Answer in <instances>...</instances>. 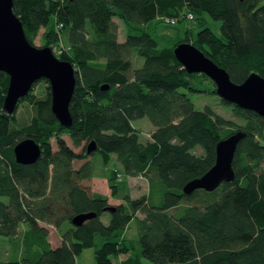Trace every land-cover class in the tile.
<instances>
[{
  "label": "trees",
  "instance_id": "trees-1",
  "mask_svg": "<svg viewBox=\"0 0 264 264\" xmlns=\"http://www.w3.org/2000/svg\"><path fill=\"white\" fill-rule=\"evenodd\" d=\"M13 11L32 45L43 29V48L55 56L64 42L56 57L74 66L77 83L73 124L66 128L52 112L47 80L39 81L47 84L42 97L33 89L20 101L31 108L27 121L16 116L20 106L5 114L10 78L0 72V237L14 247L0 264H82L80 256L90 249L94 264H264V118L223 101L242 124L209 106L197 110L186 92L217 96L216 87L203 74H188L174 54L191 43L236 84L253 73L264 78V0H13ZM204 15L220 22V36ZM115 19L123 25V42ZM185 21L201 25L196 38L191 30L182 40L161 35L160 28ZM145 118L154 130L142 142L134 122ZM238 131L246 137L235 155V180L213 192L184 194L215 165L218 143ZM25 139L42 150L32 165L15 160L14 148ZM91 142L97 150L88 154ZM76 162L84 163L76 168ZM122 174L145 177L148 193L122 196ZM98 177L122 202L114 212L107 210L109 197L83 186ZM89 213L96 217L73 225ZM42 224L58 230V247ZM132 224L136 240L126 236ZM21 225L26 230L20 234Z\"/></svg>",
  "mask_w": 264,
  "mask_h": 264
},
{
  "label": "water",
  "instance_id": "water-1",
  "mask_svg": "<svg viewBox=\"0 0 264 264\" xmlns=\"http://www.w3.org/2000/svg\"><path fill=\"white\" fill-rule=\"evenodd\" d=\"M174 54L188 74H203L209 78L223 102L264 118V78L261 75L253 73L243 84H236L227 70L191 43L180 44ZM76 71L71 63L58 59L50 48L32 45L21 20L13 11V0H0V72L10 78L3 105L5 114L13 115L35 84L47 80L52 112L61 126L70 128L73 124L70 104L76 89ZM245 137L244 132L238 131L221 140L216 147L215 165L201 178L189 182L183 193L191 195L198 190L213 192L224 183L233 182L235 155ZM96 150L94 142L87 147L88 154ZM14 155L18 164L32 165L40 159L42 150L34 140L25 139L15 146ZM107 210L114 212L116 208L109 206ZM95 217L93 213L82 214L75 217L72 223L80 227Z\"/></svg>",
  "mask_w": 264,
  "mask_h": 264
},
{
  "label": "rangeland",
  "instance_id": "rangeland-1",
  "mask_svg": "<svg viewBox=\"0 0 264 264\" xmlns=\"http://www.w3.org/2000/svg\"><path fill=\"white\" fill-rule=\"evenodd\" d=\"M205 18V22L207 27H210L214 33L218 36L221 35L220 32V22L213 21L210 19L207 15L203 16ZM115 23L118 25L119 29V40L124 41L125 40V32L122 23L115 19ZM200 24L195 21H185L182 24L177 25L176 27H168L166 29L160 28L161 35H164V37L167 38H177L179 40H182L185 37L186 31L191 30L192 31V37L196 38L197 33L200 31ZM45 30H41L38 34L35 35L33 39V45L38 48L45 47ZM64 42H62V46L59 48H55L54 52L56 53V56H60L63 52L64 48ZM135 63L136 59H134ZM47 88V84L45 82H39L36 84L34 88V95L36 97H42ZM188 97L191 99V101L195 104V107L197 110H203L206 106L211 107L217 114L225 117L228 120L233 121L235 124H242L243 122L235 117L232 107L229 105H225L222 100L215 95H206V94H192L186 92ZM19 110L17 111V118L21 121H27L31 114V108L27 103H20ZM134 127L140 131V139L142 142H145V140L150 139V134L154 130L152 123L147 119H141L134 122ZM64 139L66 140L67 144L77 153L81 152L82 148H74V145L70 139L69 136H65ZM53 145V151L56 152L58 150L57 144L55 140H52ZM199 154H202V151L198 150ZM98 158V155L95 157L90 158V160L96 161ZM84 162H76L75 167L79 168ZM114 164V160L112 161L111 165L109 166L110 169H113L112 166ZM97 165H99V162H97ZM100 166V165H99ZM100 173V167L98 169ZM97 173V175H99ZM118 184L121 186V195H124V192H128L133 199L141 198L142 196H145L149 191V183L148 180L145 177H136V178H130L126 177L123 174L118 178ZM83 186L89 189L92 192H96L99 194H104L108 197V195H111V191L109 188V185L106 180H104L101 177L91 179L88 181L83 182ZM126 190V191H125ZM3 201H6L3 199ZM122 202L121 200H114L110 199L109 204L111 206H117L120 205ZM140 217H143L142 214H139ZM103 221L105 223H109V215L106 214L103 217ZM42 226H45L49 230V241L51 242L52 246L54 248L58 247L61 243V236L56 228L53 226L42 224ZM26 230L25 225L20 226V234ZM126 236L129 239L136 240L137 238V230L136 227L132 224L128 227L126 231ZM14 247L12 243L9 242L8 239L1 238L0 237V259L3 261H8L11 256L13 255ZM126 256H122L120 259H125ZM79 262L82 264H94V254L93 250H85L84 253L80 256ZM143 264H155L149 260L143 259Z\"/></svg>",
  "mask_w": 264,
  "mask_h": 264
},
{
  "label": "crops",
  "instance_id": "crops-1",
  "mask_svg": "<svg viewBox=\"0 0 264 264\" xmlns=\"http://www.w3.org/2000/svg\"><path fill=\"white\" fill-rule=\"evenodd\" d=\"M115 164V163H114ZM116 165V164H115ZM102 174L105 176H109L110 174H111V169H110V167H108V168H106L105 170H104V172H102ZM93 179H95V178H93ZM92 179V180H93ZM104 180H106V179H104ZM93 193H96V192H93ZM104 195V194H103ZM108 197L111 199V195H108Z\"/></svg>",
  "mask_w": 264,
  "mask_h": 264
},
{
  "label": "built area",
  "instance_id": "built-area-1",
  "mask_svg": "<svg viewBox=\"0 0 264 264\" xmlns=\"http://www.w3.org/2000/svg\"><path fill=\"white\" fill-rule=\"evenodd\" d=\"M193 16L192 15H189L188 16V19L191 21V20H193ZM168 23H170L171 25H175L176 24V20H169V21H167Z\"/></svg>",
  "mask_w": 264,
  "mask_h": 264
}]
</instances>
